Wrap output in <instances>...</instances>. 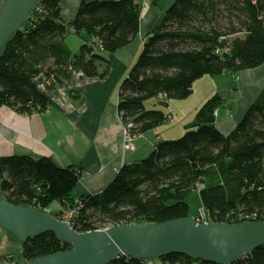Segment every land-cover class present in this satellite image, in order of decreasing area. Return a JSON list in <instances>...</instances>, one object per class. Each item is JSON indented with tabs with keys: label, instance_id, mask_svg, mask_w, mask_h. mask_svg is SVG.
I'll use <instances>...</instances> for the list:
<instances>
[{
	"label": "trees",
	"instance_id": "16d2710c",
	"mask_svg": "<svg viewBox=\"0 0 264 264\" xmlns=\"http://www.w3.org/2000/svg\"><path fill=\"white\" fill-rule=\"evenodd\" d=\"M62 0H39L30 19L0 53V105L21 114L46 112L51 102L36 84L44 74L51 85L80 70L105 78L110 55L140 33L139 0H81L75 17L65 21ZM220 15L227 25L207 28ZM83 38L78 52L66 37ZM264 64V0H175L160 25L144 40L136 61L119 86L118 113L132 135L165 124L170 113L148 108L158 98L185 99L205 75H221ZM165 95L164 97H162ZM215 93L179 138L159 141L145 158L124 164L100 192L75 196L82 176L79 165L66 167L48 156H0V197L15 204L68 210L81 232L122 223H160L191 216L188 197L199 185L207 221H264V88L229 132L217 126L216 109L226 106ZM249 215L251 218H247ZM1 239V236H0ZM71 248L53 232L22 242V256L0 255V263L25 262ZM168 264H215L183 254L160 257ZM109 264H147L122 254ZM231 264H264V245Z\"/></svg>",
	"mask_w": 264,
	"mask_h": 264
},
{
	"label": "crops",
	"instance_id": "0c3cea01",
	"mask_svg": "<svg viewBox=\"0 0 264 264\" xmlns=\"http://www.w3.org/2000/svg\"><path fill=\"white\" fill-rule=\"evenodd\" d=\"M139 1L143 3L140 33L130 44L109 56L111 67L105 78H89L76 70L70 78L52 86L46 76L40 74L36 84L51 102L49 111L21 114L10 106L0 105V156L31 154L48 156L63 167L79 165L82 176L74 194L80 196L102 191L124 164L147 157L159 141L172 139L168 136V125H161L135 137V150L124 149L123 125L117 112L119 85L139 56L145 38L160 25L175 0ZM80 3L81 0L61 1L65 21L75 17ZM66 43L72 51L78 52L83 38L70 34ZM233 81L237 86L241 84V88L231 86L230 82L226 89L213 84L206 94L199 96L191 120L186 119L182 105L176 101L169 104L173 109L170 115L178 118L183 133L199 108L215 93L226 100V106L219 108L217 126L226 134L236 126L264 88V69L244 70L235 74ZM211 82L214 83L212 79ZM195 84L191 96L196 90ZM59 209L55 204L51 210ZM156 260H147V264H166Z\"/></svg>",
	"mask_w": 264,
	"mask_h": 264
},
{
	"label": "water",
	"instance_id": "95a60500",
	"mask_svg": "<svg viewBox=\"0 0 264 264\" xmlns=\"http://www.w3.org/2000/svg\"><path fill=\"white\" fill-rule=\"evenodd\" d=\"M38 1L0 0V53L30 19ZM0 228L17 242L53 232L71 244L65 251L25 262L0 264H109L122 254L150 260L172 253L204 262L231 264L244 253L264 245L263 220L198 222L189 216L160 223H122L81 232L51 209L15 204L1 197Z\"/></svg>",
	"mask_w": 264,
	"mask_h": 264
},
{
	"label": "rangeland",
	"instance_id": "374dc122",
	"mask_svg": "<svg viewBox=\"0 0 264 264\" xmlns=\"http://www.w3.org/2000/svg\"><path fill=\"white\" fill-rule=\"evenodd\" d=\"M201 23H202V25H204L206 27V29L210 28V27H213L214 25H221V26H224V25L226 26L227 25L226 20L223 17H221L220 15H218L217 19H215L213 22H208V21L204 20ZM259 68L260 69H264V66L261 65V66L257 67L256 69H259ZM225 75L226 76H224V74L215 75V76H212V75L203 76L202 79L196 81V84H195L196 90H195V92H194V94L192 96L190 95L188 97V99L187 98H185V99H176V98L170 99V100H168L169 101L168 104L171 105V102L176 101V103H179L180 105H182V107L184 108L186 119L187 120H191L190 118L195 114L194 110L196 108L195 104L197 103V99L199 98V96H202L203 94H206L209 91V89L211 87H213L214 85L216 87L226 89L229 86L228 82H230L231 86H233L235 88L236 87L238 88V86H240V88H241V84H239L237 86L234 83V81H233V78H234L235 74L228 73V74H225ZM211 79L213 80L214 83L211 82ZM48 81L51 84L52 81H55V79L53 78V79L48 80ZM118 102H119V88H118V92H117V107H118ZM146 106L148 108H160V109H163L167 113L169 112L168 106L165 105V104L160 103L159 99L156 98V97L146 101ZM50 108H51V106H50ZM50 108L47 111H49ZM222 111H224V110H222ZM218 112H219V109H218ZM238 112H239V110L236 111L235 115H237ZM172 114H173V112H172ZM242 117L243 116H241L240 119ZM118 118H119V120L121 121V123L123 125L124 136H125V130L127 129V133L131 136L129 138L132 139V143L131 144H133L135 146L134 138L138 137V136H140L142 134L135 135V136L132 135L130 133L129 128L127 127V125L121 120V117H120L119 113H118ZM177 119L178 118L176 116L172 115V117H169L168 121L165 124H163L165 126L168 125V127H169V133H170L168 135L169 137L179 138L180 136H182L184 134L183 130H181V127H182L181 123H179ZM165 128H167V127H165ZM126 143H128V141H126V136H125L124 149L126 151H132V150L136 149V147L133 148V149H127L125 147ZM199 191H200V188H199V185H197V187L194 190V192L188 197V201H189L190 207H191V216H193V217H196L197 215H201V213L202 212L204 213V211H205L204 210V206H203V202H202L201 197H200V194L198 193ZM55 204L57 205V203H53L50 206L49 209H52ZM66 210H68V209H66ZM0 236H1V239H0V255H8V256L14 255L15 260L17 258H20L22 256V242H17L15 240H13L9 236V234L5 231V229H2V228H0ZM155 259L158 260L159 258H155Z\"/></svg>",
	"mask_w": 264,
	"mask_h": 264
},
{
	"label": "built area",
	"instance_id": "2783aa9c",
	"mask_svg": "<svg viewBox=\"0 0 264 264\" xmlns=\"http://www.w3.org/2000/svg\"><path fill=\"white\" fill-rule=\"evenodd\" d=\"M165 95H163L162 97H164ZM168 109H169V113L171 114L172 113V109L170 107V105H168ZM215 113L216 115H218V109L215 110ZM128 127V126H127ZM125 136H126V141H128V143H126L125 147L127 149H133L135 148V146L132 143V139H130L129 137H131L128 133H127V129L125 130ZM74 214V211L73 210H66L64 211V213L62 214V218L67 220L68 222L69 221V218L72 217ZM247 218H251L249 215L246 216ZM195 219L198 221V222H204V221H207L205 219V214L202 212L201 215H197L195 217ZM250 221V220H248Z\"/></svg>",
	"mask_w": 264,
	"mask_h": 264
}]
</instances>
